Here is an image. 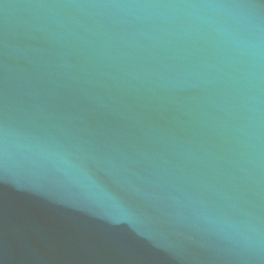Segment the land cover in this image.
Wrapping results in <instances>:
<instances>
[{"label": "water", "instance_id": "water-1", "mask_svg": "<svg viewBox=\"0 0 264 264\" xmlns=\"http://www.w3.org/2000/svg\"><path fill=\"white\" fill-rule=\"evenodd\" d=\"M0 264H264V0H0Z\"/></svg>", "mask_w": 264, "mask_h": 264}]
</instances>
